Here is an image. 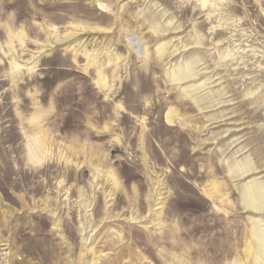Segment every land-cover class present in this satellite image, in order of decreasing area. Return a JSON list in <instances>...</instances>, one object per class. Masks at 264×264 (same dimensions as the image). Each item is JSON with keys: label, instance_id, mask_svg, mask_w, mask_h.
Wrapping results in <instances>:
<instances>
[{"label": "rangeland", "instance_id": "374dc122", "mask_svg": "<svg viewBox=\"0 0 264 264\" xmlns=\"http://www.w3.org/2000/svg\"><path fill=\"white\" fill-rule=\"evenodd\" d=\"M79 258L264 264V0H0V264Z\"/></svg>", "mask_w": 264, "mask_h": 264}, {"label": "bare ground", "instance_id": "6f19581e", "mask_svg": "<svg viewBox=\"0 0 264 264\" xmlns=\"http://www.w3.org/2000/svg\"><path fill=\"white\" fill-rule=\"evenodd\" d=\"M98 5H99V7L102 9V8H105V6L102 4V3H98ZM135 47H138L139 48V46H135ZM139 50V49H138ZM137 50V51H138ZM87 63H88V65L91 63L90 62V58L89 59H87ZM96 85L99 87V88H107L108 87V84H107V81H106V78H105V75L101 72V71H97V80H96ZM157 104V103H156ZM163 104V103H162ZM164 108V107H163ZM142 110V109H141ZM161 110H162V105H154V106H152V107H148V109H145L144 110V113H148L149 111L150 112H156L157 114H160V112H161ZM158 118H159V115H158ZM181 118V117H180ZM174 119H177V120H179V113L178 112H176V111H174V110H169V112H168V115H167V121L171 124V123H173L174 122ZM34 120H36V119H34ZM181 123V122H180ZM185 123H186V121H185ZM183 125V124H182ZM157 126V125H156ZM156 132V131H155ZM47 135L46 134H44V133H41L40 134V136H39V138L36 140V142H35V144H34V146H33V150H31V154H30V161H31V163L33 164V165H38V164H40V163H42L46 158H47V154H45L44 156H42V146H47V149L48 150H50L51 149V144H50V142L48 141V139H47V137H46ZM143 142H144V139H143ZM208 188L205 190V193H206V195L209 197V198H211V199H213L214 201L218 198V197H221L222 196V192H221V186H220V184H218L217 182H212L209 186H207ZM206 188V187H205ZM204 190V189H203ZM251 200V199H250ZM249 200V201H250ZM245 202L247 205H250V206H256L255 205V201H253V202ZM224 201L222 200L221 201V203H223ZM53 226L55 227V228H57L58 226H59V224H58V221H56L55 219H54V221H53ZM206 227H208L209 225H205ZM82 229H83V227H82ZM86 229H84V231H85ZM88 238V237H87ZM87 238H86V240H87ZM248 240H249V238H247ZM252 245L251 244H249L248 245V248L241 254V255H239V256H237V261H244L245 260V253L246 252H250V254L251 255H249V257L251 258V259H255V258H257L256 257V254L254 253V251H253V248L251 247ZM92 251V254H96V251H94V250H92V248H90V249H88V248H86V250L84 251V253L85 254H87L88 252L90 253ZM101 254V253H100ZM122 255V253H119L118 255H117V259L119 260L120 259V256ZM118 260H117V262H118ZM80 263H82V264H95L94 263V260H93V262L92 263H89V261H83V259H81V258H79V260H78V262H75V261H73L72 260V262H71V264H80Z\"/></svg>", "mask_w": 264, "mask_h": 264}]
</instances>
